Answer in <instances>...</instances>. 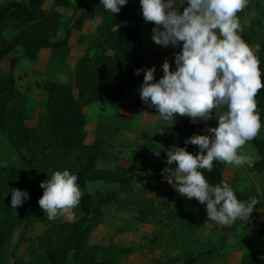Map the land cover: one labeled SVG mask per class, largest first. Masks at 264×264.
<instances>
[{"label":"trees","instance_id":"1","mask_svg":"<svg viewBox=\"0 0 264 264\" xmlns=\"http://www.w3.org/2000/svg\"><path fill=\"white\" fill-rule=\"evenodd\" d=\"M46 0H8L0 4V63L10 52L20 47L22 55L35 60L39 51L48 48L52 56L66 57L70 50L69 33L71 29L80 30L85 21L98 19L96 34L92 36L85 51L74 65L73 85L57 80H48L43 84L46 94L44 112L38 116L35 127L25 123V109L22 95L14 86V78L1 76L0 67V132L14 150L18 163L0 167V264L5 255V244L12 233L22 228L20 238L32 226L34 218L42 214L39 199L44 189L40 186L48 178L50 171L69 170L78 177L83 196L74 210L75 220L52 222L38 236L37 245L42 252L31 261L15 259L12 264H69L70 259L78 264H116L117 257L129 253L132 246H123L113 238L107 242H91L92 233L100 223L103 207L117 200V193L131 190L134 174L145 176L144 186L160 180L163 169L168 165L164 160H148L143 156L133 160L129 166L115 164L113 167L100 166L103 152V140L86 142L85 109L92 103H120L126 88L136 80L144 78L148 66L145 61L140 26L135 21L136 0H130L121 6L119 13L105 10L100 0H53L45 8ZM57 7H73L78 13L74 23L67 29L64 37L55 39L62 23V14ZM257 1L250 0L248 7L238 13V17L247 9L256 8L254 24L242 27V39L250 46L260 44L257 53L260 69L264 73V8ZM259 29L260 32L257 30ZM260 34V35H259ZM182 51L179 46L169 45V49L159 52L158 56L171 55L174 59ZM16 65V58L9 60V68ZM176 68V67H175ZM141 69L139 75L136 70ZM264 81V75H262ZM76 90V95L73 93ZM261 120L264 119V89L256 97ZM175 121V122H174ZM174 121L162 127L163 148L168 152L174 147H182L193 154L199 148L185 141L200 134L195 122L188 116H175ZM211 123L209 127H216ZM147 135L146 132H142ZM259 156L251 169L264 172V139L256 137L253 141ZM208 182L215 186L223 182L222 162H214L211 172L201 170ZM101 182L103 185H116L118 189H87V183ZM12 189L28 193L22 206L11 207ZM237 198L249 201L250 196L234 191ZM176 191L172 192L174 195ZM171 196L178 205L181 195ZM256 198V197H255ZM258 199V198H256ZM182 200V198L180 199ZM250 219L260 217L253 229L260 244L245 252L239 264H264V200H259ZM167 204V201L164 202ZM206 208V204H202ZM143 210L138 218L147 219ZM193 264L196 256L180 255L173 258L171 264L178 261Z\"/></svg>","mask_w":264,"mask_h":264},{"label":"rangeland","instance_id":"2","mask_svg":"<svg viewBox=\"0 0 264 264\" xmlns=\"http://www.w3.org/2000/svg\"><path fill=\"white\" fill-rule=\"evenodd\" d=\"M71 1L73 4L79 2V0ZM257 1L264 8V0ZM52 2L53 0H46L45 8H49ZM129 2L130 0L127 1V3ZM179 3V11L182 12L187 0H179ZM138 4L140 8L136 20L140 26V34L146 45V51L151 48V51H147V58L151 61L154 57L151 46L153 41L152 29L155 25L144 20L140 0H136V9ZM57 9L62 14V23L55 39L64 37L67 29L70 28L78 16L73 7H57ZM256 11V8H254L247 9L242 13L239 17L242 27L254 24ZM97 22L98 19L95 18L85 21L80 30L71 29L69 33L70 50L64 58L52 56L49 49H41L37 59L29 60L22 55L21 48L17 47L1 60V76L7 78L11 75L14 78L15 88L22 95L25 123L28 126L35 127L38 116L44 112L46 94L43 90V84L45 81L57 80L73 85L75 62L89 45L92 39L90 34L92 36L96 34ZM262 22L264 24V20ZM257 30L260 32L259 29ZM12 57L16 58V65L10 69L9 60ZM146 64L148 68L155 66L154 78L158 81L161 77L157 75L158 66L155 65L156 63L146 62ZM142 85L143 78L136 80L126 88L131 99L127 100L125 105L95 102L85 109L86 142L91 143L95 139H102L104 142L102 150L107 157L102 158L100 166L111 168L117 164L118 156L116 158L115 149H118L119 152L121 150L126 151V146H129L126 144L128 141L134 146V152L130 158L132 161L141 156L148 160H161V158L163 160L166 150L163 149L161 138H159V126L151 122L148 126V133H146L148 136L143 135L141 131L145 128L135 124L134 120L124 113L127 106H132L134 117H139L142 109H156L150 106V102L145 103L141 99L140 89ZM73 93L76 95L74 88ZM225 110L217 109L216 114H222ZM197 121L200 126V134H206L205 129L201 126L202 122ZM210 121L218 123V118L214 112ZM261 121L264 123V119ZM133 124L136 128L138 127V129H134V131L136 130L134 134L131 130ZM257 137L264 139V128L261 129ZM131 139L135 140L131 141ZM242 151L252 155L256 154L252 142L246 144ZM157 153L159 154L157 155ZM166 158L167 156L165 162ZM17 163V155L0 132V167ZM222 165L223 182L229 183L234 191L246 193L250 198L256 197L259 200H264V172H254L247 165L241 167L224 163ZM54 172L50 171L48 178ZM144 179L145 176L142 173L134 174V183L131 190L127 191L125 189L119 194L123 199L118 200L117 203L104 205L103 214L100 218L102 225L98 228L97 233L94 231L91 236V242L102 241L105 243L116 236H111V233H109L101 238L100 234H103V231H121L117 233V237L122 236V241L133 244L123 245L132 246L135 251L133 255L122 254L118 256L116 264H171L173 258L190 253L196 256L193 264H239L245 252L260 244L259 238L253 232L256 225L249 220L237 219L230 227L221 226L207 219L206 208L195 198L189 199L186 196H181L180 199L182 198V200L179 199V204L176 205L172 198L176 197L178 192L172 188V185L157 181L158 183H155L162 188V191L156 192V187H152V192H148V189L144 186ZM161 180L165 182L163 177ZM98 186L100 185H97V183L96 185L92 182L87 183V189L92 193L96 189L103 192L108 187L115 189L114 186ZM173 191H176L174 195H172ZM125 194H127V197ZM153 196L154 198H151ZM133 199H139L141 203L133 202ZM165 201H167V204H164ZM112 208L120 209L119 212L124 211L125 216L119 219L115 214V217H112ZM143 210L148 213V217L146 220L139 222L136 216L139 213L141 214ZM68 221L71 220L67 217H58L55 221H49L43 211L42 214L34 218L31 228L26 231L24 237L20 238L21 227L12 233L5 244L6 251L2 258V264H12L16 258L22 261L33 260L36 258L33 253L42 252V249L37 245L36 237L38 234L52 222ZM148 223H152L153 227L150 228L151 225ZM148 225L150 226L148 227ZM136 227L140 230H136ZM116 241L120 244V240ZM69 264L78 263L70 259ZM174 264L183 263L179 260Z\"/></svg>","mask_w":264,"mask_h":264},{"label":"clouds","instance_id":"3","mask_svg":"<svg viewBox=\"0 0 264 264\" xmlns=\"http://www.w3.org/2000/svg\"><path fill=\"white\" fill-rule=\"evenodd\" d=\"M250 0H187L179 11V0H140L143 18L155 25L152 39L161 46H179L175 70L166 59L163 76L154 78L155 66L147 68L140 89L145 103L158 110L163 121L188 116L193 122L208 121L213 112L218 126L208 127V134H196L185 143L199 148L193 154L182 147L167 153L163 169L167 183L181 195L206 204L207 219L221 226H231L237 219L249 220L255 197L249 201L237 198L227 182L211 185L201 170L211 172L214 162L252 167L259 159L242 151L264 128L256 97L264 89L260 60V44L250 46L242 39L243 31L238 13L248 7ZM104 9L119 13L127 0H100ZM180 4V3H179ZM184 4V2H183ZM141 69H137L139 75ZM217 109H226L217 115ZM175 122V121H174ZM159 153H157L158 155ZM78 177L69 170H57L41 182L44 189L38 203L49 221L67 217L74 221L83 192ZM28 198L26 191L12 189L11 207L22 206Z\"/></svg>","mask_w":264,"mask_h":264},{"label":"crops","instance_id":"4","mask_svg":"<svg viewBox=\"0 0 264 264\" xmlns=\"http://www.w3.org/2000/svg\"><path fill=\"white\" fill-rule=\"evenodd\" d=\"M6 1H8V0H0V4H3V3H5ZM128 1V0H127ZM137 1H139V0H137ZM182 4V3H181ZM139 8H140V6H139V4L137 5V9H136V17H135V21L137 22V20H136V18H137V16H138V11H139ZM141 38H142V43H143V50H144V54H145V61L146 62H154V63H156L155 65H157L158 66V70H157V75L158 76H160V77H162L163 76V68H162V65H163V63H164V61L167 59L168 60V62L170 63V65H171V69L172 70H175V66H176V64H175V59L171 56V55H168V56H158L157 54L159 53V52H164V51H167L168 49H169V46H167V47H165L164 48V46H161V45H158V44H156L155 42H154V40L152 41V49H153V53H154V57L151 59V61H149L148 60V58H147V51L149 52V51H151V48H148L147 49V51H146V45L144 44V40H143V37H142V35H141ZM43 49H48V48H43ZM166 49V50H165ZM131 98H129V95H128V93H127V91L125 90V93H124V97H123V99L120 101V103H119V105H121V104H123V105H125V103H126V101L128 100H130ZM127 108V110L126 111H124V113H126L129 117H131V119L132 120H134V122H135V124H137V125H141L143 128H145L144 130H142L141 131V133L142 132H146V133H148V126H149V124L151 123V122H154V123H156L158 126H159V129H160V132H159V134H160V136H159V138H161V144L163 145V143H162V127L164 126V125H167V124H169V123H171V122H166V121H163L161 118H159V116H158V110L157 109H155V110H148V109H142V112L140 111V114H139V117H134L133 116V112H134V110H132V106L130 107V106H127L126 107ZM200 122H202V124H201V126H202V128L203 129H205V132H206V134H208V135H211V133H208L207 132V128L210 126V124L211 123H214V122H211L210 120H208V121H204V120H200ZM196 123V125H197V127H198V129H199V132H200V126H199V124H198V121H196L195 122ZM134 129H138V127L136 128V126L133 124L132 125V127H131V130H133L132 131V133L134 134L135 132H136V130L134 131ZM130 130V131H131ZM130 135V134H129ZM131 136V135H130ZM148 136V135H147ZM146 137V136H145ZM132 138V137H131ZM133 140H135V139H131V141H133ZM126 144L127 145H129L128 147L126 146V148H127V150L126 151H124V150H121L120 152H119V150L117 149H115V155H116V158H117V156H118V162H117V164H119V165H121V166H123V167H127V166H129L130 165V163L132 162V160L130 159L131 158V155H132V153L134 152V146L132 145V143L130 142V141H128V142H126ZM164 149V148H163ZM167 151H165V156H164V158H163V160H165V157L167 156ZM162 159V158H161ZM167 159V158H166ZM166 162H167V160H166ZM172 164H175V162H173ZM166 173H163L162 172V174H161V177H160V180L158 181V182H162V183H167V181L166 180H164V178L166 177ZM162 177H163V180L165 181V182H163L161 179H162ZM223 180H224V178H223ZM157 182V183H158ZM92 183H94L95 185H96V183H97V185H100V186H107V185H103L101 182H98V181H92ZM133 183H134V181H133ZM133 183H132V185H133ZM157 183H155V184H151V186H146V188L148 189V192H152L151 191V188L152 187H156V192H159V191H162V188L161 187H158L157 186ZM100 186H98V187H100ZM108 186H114L115 187V189H113V188H110V187H108V188H106V190H113V191H115V190H117L118 189V186H116V185H108ZM172 188H174L173 186H172ZM175 189V188H174ZM100 191H102V190H100ZM164 191V190H163ZM121 192H123V191H121ZM121 192H118L117 193V200H116V202L115 203H117V202H119L120 201V199H123V198H121L120 196H119V194L121 193ZM126 195V197H127V194H125ZM151 195V194H150ZM129 197V196H128ZM151 198H154V196L153 197H151ZM119 200V201H118ZM133 202H136V203H141L140 202V200L139 199H133ZM119 211H121L120 209H117V208H112L111 209V216L112 217H115V214H116V217L117 218H122V217H124L125 216V212L123 211V212H119ZM137 217V220H139V218H138V215L136 216ZM139 222H142L141 220H139ZM138 222V223H139ZM148 224H150V225H148V227L150 226V228H152L153 227V224L152 223H148ZM102 225V223L100 222L99 224H98V226H97V228L95 229V231H96V233H97V231H98V228L100 227ZM137 229L136 230H140L138 227H136ZM118 228L116 227V230H117ZM121 231H117V232H115L114 230H112V232H110L109 230H105V231H103V234H100V236H101V238L103 237V236H105V235H107V234H109V233H111V236H116L115 238L114 237H112L115 241L116 240H120V245H127V244H131V245H133L132 243H127V242H124V241H122V236H120L119 238L117 237V233H120ZM120 235V234H119ZM118 235V236H119ZM128 237V236H127ZM126 237V238H127ZM101 241H99V242H96V243H100ZM117 242V241H116ZM135 245H137V244H135ZM135 251H134V248H133V250L131 251V252H129V253H125V254H127V255H133V253H134ZM124 255V254H123ZM121 256V255H120Z\"/></svg>","mask_w":264,"mask_h":264},{"label":"built area","instance_id":"5","mask_svg":"<svg viewBox=\"0 0 264 264\" xmlns=\"http://www.w3.org/2000/svg\"><path fill=\"white\" fill-rule=\"evenodd\" d=\"M164 180L167 181L166 178H164ZM169 201H171V200H169ZM169 204H170V202H169ZM205 211H206V209H205ZM206 212H207V211H206ZM249 221L252 222V223L258 222V221H260V217H254V218H251V219H249Z\"/></svg>","mask_w":264,"mask_h":264}]
</instances>
